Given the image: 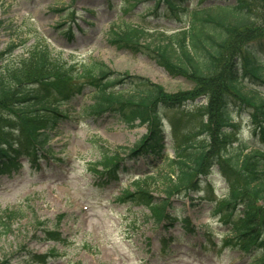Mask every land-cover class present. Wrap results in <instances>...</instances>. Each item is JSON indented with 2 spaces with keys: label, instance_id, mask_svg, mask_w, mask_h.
I'll return each instance as SVG.
<instances>
[{
  "label": "trees",
  "instance_id": "16d2710c",
  "mask_svg": "<svg viewBox=\"0 0 264 264\" xmlns=\"http://www.w3.org/2000/svg\"><path fill=\"white\" fill-rule=\"evenodd\" d=\"M158 1L159 8L165 7L167 19L182 25L180 29L153 36L150 29L125 23L122 31L114 25L111 40L135 51L145 49L169 73L190 81L191 92L174 98L141 78L123 85L125 80L101 63L76 70L72 63L63 65L61 56L53 55L41 39L11 63L16 48L12 44L0 51V175L17 172L22 158L36 163L40 152L52 154L46 149L51 135L68 119L61 107L81 95L86 86L93 92V105L85 111L93 115L108 112L131 129H147L132 148L112 151L96 141L100 159L94 173L106 176L107 182L119 180L125 170L123 161H136L141 156L160 160L166 150L161 110L175 102L190 103L196 111L184 110L172 123L175 157L165 166V199L153 198L139 178L131 185L133 191L130 186L117 201L143 206L149 217L158 223L169 221L173 227L177 219L168 212L171 198L182 191L194 192L201 185L199 176L207 177L217 168L230 188L228 197L217 202L212 212L229 229L226 245L242 251L250 264H264V205H259L264 202V98L255 89L264 85V62L256 61L253 47L264 39V0H234L230 5L195 8L187 7V0ZM152 37L154 40H149ZM81 80L84 82L79 84ZM130 84L141 90L123 88ZM201 99L204 104H197ZM237 104L250 110L254 142L237 138L238 127L231 124V108ZM26 216L22 208L2 211L1 234L8 236L13 225ZM187 230L193 232L189 227ZM44 233L47 241L67 242L60 229L46 228ZM50 256L28 253L22 264H48ZM0 264L10 262L3 259Z\"/></svg>",
  "mask_w": 264,
  "mask_h": 264
},
{
  "label": "rangeland",
  "instance_id": "374dc122",
  "mask_svg": "<svg viewBox=\"0 0 264 264\" xmlns=\"http://www.w3.org/2000/svg\"><path fill=\"white\" fill-rule=\"evenodd\" d=\"M233 1L187 0L186 5L210 7L230 5ZM158 3V0H0V51L15 44L14 57L10 59L14 63L41 39L53 55L61 56L63 65L72 63L79 70L84 65L101 63L116 77L124 79L123 85L141 78L177 98L191 92L190 81L169 73L145 49L135 51L111 40L113 26L121 27L122 31L125 23L150 29L153 36L159 31L180 29L182 25L167 19L165 7L159 8ZM253 47L258 55V60H253L264 62V39ZM263 86L255 88L262 98ZM123 88L141 90L131 84ZM91 93L86 86L82 95L62 106L61 111L69 118L57 134L51 135L48 148L52 154L41 162L42 171L32 170L24 158L20 172L11 177L0 175V218L2 211L13 208H22L27 214L22 222L13 225L8 236L0 232V260L22 264L28 259V253H33L51 255L49 264L71 261L79 264H250V259L239 250L224 249V234L228 229L211 216L213 205L209 201L218 199L227 190L217 168L209 178L211 192L203 183L198 193L176 194L171 198L168 211L177 219V224L170 231L166 228L169 222L158 223L149 217L147 208L116 201L137 178L151 190L153 198L165 199L162 184L165 166L168 159H174L169 127L184 110L194 112L196 107L189 103L163 108L161 116L168 134L164 156L160 160L148 156L127 161L128 173H123L118 183L100 184L94 176L93 163L100 159L96 141L112 151L131 148L146 134V128L131 129L108 112L93 115L85 111L93 105ZM204 102L201 99L197 104ZM231 112L233 121L239 125L238 137L254 141L255 125L250 121V110L237 104ZM256 143L261 145L259 141ZM129 189L133 191L132 186ZM183 224L195 232L187 233ZM46 228L60 229L68 242L47 241ZM167 240L169 247L164 251Z\"/></svg>",
  "mask_w": 264,
  "mask_h": 264
}]
</instances>
